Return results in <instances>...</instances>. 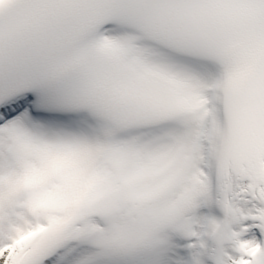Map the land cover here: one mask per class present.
Listing matches in <instances>:
<instances>
[{"label":"snow or ice","instance_id":"snow-or-ice-1","mask_svg":"<svg viewBox=\"0 0 264 264\" xmlns=\"http://www.w3.org/2000/svg\"><path fill=\"white\" fill-rule=\"evenodd\" d=\"M0 264H264V0H0Z\"/></svg>","mask_w":264,"mask_h":264}]
</instances>
